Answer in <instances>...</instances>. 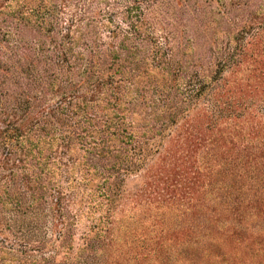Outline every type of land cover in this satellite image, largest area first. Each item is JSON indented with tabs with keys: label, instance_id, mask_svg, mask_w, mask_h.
<instances>
[{
	"label": "trees",
	"instance_id": "trees-1",
	"mask_svg": "<svg viewBox=\"0 0 264 264\" xmlns=\"http://www.w3.org/2000/svg\"><path fill=\"white\" fill-rule=\"evenodd\" d=\"M0 264H264V0H0Z\"/></svg>",
	"mask_w": 264,
	"mask_h": 264
},
{
	"label": "rangeland",
	"instance_id": "rangeland-1",
	"mask_svg": "<svg viewBox=\"0 0 264 264\" xmlns=\"http://www.w3.org/2000/svg\"><path fill=\"white\" fill-rule=\"evenodd\" d=\"M142 188H143V181L139 176H131L127 180L126 189L128 192H130L129 194L138 192ZM140 202L141 203L138 204V206H137V211H135V213H136L135 218H138L141 215L142 218H140V219L143 220L145 215H151V217L156 215L157 218H161L162 221L165 222V224H168V207H166V208L164 206L162 207V204H157V203H152V205H151V204H147L143 201H140ZM156 206H158V207H156ZM126 209H127V207H126ZM128 212H130V211H128ZM128 215H129V213L125 216L123 221L125 223L133 222V219L131 220V218H129ZM130 215H132V213ZM137 225L138 224L135 223V226H137ZM85 229H86L85 223H80L78 225V238L82 236V232H84ZM136 232H137V236L144 235V231L142 228L137 229ZM78 242H81L80 239H78Z\"/></svg>",
	"mask_w": 264,
	"mask_h": 264
}]
</instances>
